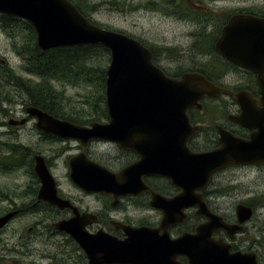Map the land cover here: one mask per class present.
<instances>
[{
	"label": "water",
	"instance_id": "water-1",
	"mask_svg": "<svg viewBox=\"0 0 264 264\" xmlns=\"http://www.w3.org/2000/svg\"><path fill=\"white\" fill-rule=\"evenodd\" d=\"M0 13L27 21L36 32V43L40 50L81 44H100L110 50L105 79L106 122H90L84 126L56 118L36 106L26 107V114L36 117L37 128L44 132L60 138H74L82 144L92 138L113 141L141 155L139 160L118 173L86 159L83 153L72 157L70 177L80 188L112 192L114 200H117L120 194L132 192L136 185L146 188L142 185V175L148 170L163 168L165 174L172 175L176 173L175 163L184 165V161L186 187L190 185V178L194 181L196 177L197 180L207 177L209 171L206 165H214L215 157H211L212 153L188 155L190 151L185 144L191 131L185 111L212 84L203 75L184 72L180 79L169 77L152 62V54L147 46L125 33L91 22L70 0H0ZM236 19L231 18L229 24L223 26L217 46L221 40L226 41L232 35L237 42H244L241 48L230 51H238L242 65L256 73L262 107L255 109L250 94L238 92V100L243 108H248L249 120L253 121V124L247 125L250 128L256 126L258 130L251 133L248 141L232 139L227 146L224 145L226 150L224 148L222 164L228 161H264V22L258 24L246 20L244 24V19ZM218 50L233 59L230 53L227 55L223 49ZM198 85L203 88H196ZM18 122L23 123L24 120ZM183 145L184 153L180 151ZM33 168L41 183L37 200H44L60 210L72 209V216L59 219L52 225L57 231L73 238L82 249L86 264H173L175 251L187 255L188 264H257L254 252L230 253L221 251L220 245L218 250V243L213 246L214 242L209 239L211 230L208 228L205 233L198 227L195 234H183L174 240L176 246L173 247L168 244L170 238L167 234L160 235L149 227L120 225L124 231L123 238L103 229L89 232L86 225L96 220L95 215L79 212L69 199L58 195L55 179L42 155L34 156ZM176 199H169L165 204L170 205ZM198 205L211 219L217 218L206 211L203 203L198 202ZM13 214L8 212L0 216V228ZM251 215L250 207L237 206L240 222ZM206 224H210V220ZM220 225L232 232L241 228L222 221Z\"/></svg>",
	"mask_w": 264,
	"mask_h": 264
},
{
	"label": "rangeland",
	"instance_id": "rangeland-1",
	"mask_svg": "<svg viewBox=\"0 0 264 264\" xmlns=\"http://www.w3.org/2000/svg\"><path fill=\"white\" fill-rule=\"evenodd\" d=\"M76 1H81L86 6L84 9L88 15L101 25L134 35L149 47H154L152 50L155 55V64L176 74L177 79L181 78L179 75L182 72H193L199 67L204 69L207 66L213 67L211 59L214 58L210 57L216 53L211 45L214 43L213 37L214 39L217 37L215 34L217 26L220 28V22L225 19L229 11L241 10L244 2V0H177L178 6L172 10L169 6L164 5V0ZM25 33L26 31L21 27L14 28L12 31H6L0 27V59H5L16 73L22 75H27L24 69L25 62L22 56L12 49V45L16 42L21 43L25 39ZM203 54L205 56H202ZM98 58L99 60L96 61H99L100 64L104 63L103 66H108L107 56L105 59L102 55ZM0 62L2 61L0 60ZM221 66L224 68V65ZM230 71H232L231 68ZM233 72L226 76L222 82L234 89L244 84L238 80V77L245 73ZM247 78L252 80L251 76H247ZM245 80L247 82L246 77ZM252 83L254 86L257 84L255 75ZM55 84L57 89L63 93V103L66 104L68 110L84 112L82 109H88V104L84 100L89 99V96L95 92L94 85L84 81L55 82ZM8 90L14 100H28L26 94L9 87L2 92V94H6L7 99H9L7 97L9 96ZM7 103L10 102L5 101L3 105L6 107ZM14 106L17 114H20L22 108L18 107L16 103ZM22 114L25 113L22 112ZM234 128L237 129V127ZM20 140L29 147L27 153L29 159L30 154L41 153L47 156L50 162L56 163V168H53L52 172L58 179L62 192L81 196L80 191L72 183L66 167L67 156L73 153L70 146L74 142L38 138L35 132L28 129L25 130V134ZM67 146H69L68 149H66ZM109 149L103 147L102 151L110 154L115 152L113 146ZM111 157L114 156H108L106 160H102L108 161ZM226 176L227 178L222 181L223 188L220 189L218 186L217 189L223 191L220 197L226 196L223 204L229 209V212L232 208L235 214V206L239 202L251 208L255 206L253 217L246 223L247 231L244 234H239L241 236L238 237L250 236V239L252 237L259 239L261 243L257 245L258 251L264 256V164L235 165ZM34 179V175L30 174L26 167L22 171H0V197L3 196V193H8L14 197L12 199L17 205L24 201L26 207L27 203L34 198V194L30 193V188L32 189L35 184ZM85 199L89 205H97L93 197L89 196ZM7 204L0 200V207ZM53 214L54 211L51 209L42 212L37 208H29L22 215L9 221L5 227L7 230L1 236L17 238L21 235L23 244H19L18 252H16L17 248L14 253L9 252V255L13 256L8 259V262L0 260V264H22V262L23 264H65L64 262L76 264L77 257L79 258V254L82 253L81 250L75 249L74 243L76 242L74 240L71 242L68 235L57 231L51 232L47 229L48 217ZM64 215L65 210L59 211V216L64 217ZM33 225L35 227L28 230ZM34 229L36 230L34 231ZM14 241L15 239L10 241V247L16 245L13 244ZM247 243L245 242V244ZM2 248L3 246L0 245V252ZM16 259H19V262H16Z\"/></svg>",
	"mask_w": 264,
	"mask_h": 264
},
{
	"label": "flooded vegetation",
	"instance_id": "flooded-vegetation-1",
	"mask_svg": "<svg viewBox=\"0 0 264 264\" xmlns=\"http://www.w3.org/2000/svg\"><path fill=\"white\" fill-rule=\"evenodd\" d=\"M241 7V10L229 11L227 15L231 16L234 14H242L264 18V0H244ZM228 20L229 18H226L221 21L220 28L217 26L215 32L217 37L215 39L213 37L212 39L214 40L213 47L215 50V44L221 34V28L228 22ZM152 48L154 47H150L152 54H154ZM216 57H218V60H216ZM210 58H214L211 59L213 67L207 66L205 69L199 67L194 69V71L197 70L203 74L212 75V77H225L232 74V72L229 71L230 62L225 60V58L223 59L219 54H215ZM0 60L3 61L2 59ZM214 62L215 64H213ZM221 65H224V68H222ZM246 75L249 76L248 74ZM247 76V82L243 89L251 94L252 99L255 100V107L259 110L261 103L259 99L260 93L258 84L254 86L252 80H249ZM241 81L244 80L241 79ZM212 82H214V85L210 86V91L202 94L198 102L189 106L186 110L192 131L188 134L185 144L188 150L192 153L207 152L220 148L221 139L224 138L223 136H227L228 134H232L240 138H248L249 134L257 129L256 127L251 129L248 125L244 124L245 122L248 123V120L250 119L248 109L242 108L240 102L235 99V91L233 87L225 83L223 84L220 81L217 82L213 79ZM5 96L6 94L0 93V171L14 172L22 171L25 168V149H29V147L20 139L24 136L26 129L31 132H35L38 138L74 142V144L70 146L73 153H70L66 160L68 175L70 171L71 158L80 153H83L86 159L93 161L100 166H104L108 170L115 173L120 172L123 168L141 158V155L136 150L124 148L117 142L92 138L82 144L80 141L75 139H62L50 133L40 131L36 126V117L22 114V112L25 113L26 107L29 106L27 102L23 100H14V98L9 100ZM5 101L10 102L7 103L6 107L3 105ZM15 103L18 107L22 108L20 114H17V110L14 106ZM236 115H240L241 120L244 122H241L242 125L234 121ZM20 120H24V122L19 123L18 121ZM107 120L108 118H103L98 122H104ZM89 124L90 122L84 125L88 126ZM234 127H237V129ZM110 145L113 146L115 152L112 154L104 153L102 148L106 147L109 149V147H111ZM68 148L69 146H67L66 149ZM180 151L183 153L185 152L184 145ZM36 154L41 153L30 154L29 159L32 163V169L29 170V172L30 174H33L35 178V184L32 188L34 198L31 199L25 207L24 201L17 205L12 199L14 197L10 196L8 193H3V196L0 197V200L8 203L7 205L0 207V216L8 212H14L9 221H12L18 215H22L26 209L37 208L40 210L41 204H45L49 208L55 207L44 200H37L40 180L35 174L33 168L34 156ZM108 156L114 157H111L108 161L102 160H106ZM43 157L46 167L55 179L58 194L61 197L69 199L71 204L78 208L79 212H89L95 215L96 220L86 226L89 232H95L98 229H103L111 235L123 238L124 231L120 225H129L133 227L155 228L154 230H157L158 234H167L170 238L175 239L183 233L195 232L196 227L206 221V217L204 215L196 214V206H187L182 208V212L185 216L181 221L178 219L179 206L181 202L185 200V161L183 162L184 165L182 163H175L176 173L172 175L165 174L163 168L148 170L142 175V180L146 188H141L143 186L136 185L132 192L120 194L117 197V200H114L115 198L112 192L86 191L80 188L72 180V183L80 191L81 196L71 193L65 194L61 191L59 181L52 172V169L56 168V163L50 162L48 157L45 155H43ZM233 166L235 165L230 162L219 166L217 170L210 174L206 182L197 184L196 189V194L200 195L209 210L212 213L221 216L223 221L227 223H236L237 219L232 208L229 212V209L224 206L223 201L226 196L220 197L223 191H218L217 187L219 186L220 189L223 188L222 181L227 178L226 174ZM170 173L171 172H169V174ZM192 187L193 184L189 186L190 193L193 192ZM89 196L94 198V201L97 203L96 206L89 205L86 202L85 198ZM17 197H20L21 199L23 198L21 196ZM173 198H177L174 203H171L170 205H168V203L165 204V202H168L169 199ZM64 210V217L59 216V218H69L72 216L73 212L71 208H65ZM48 219L49 224L47 225V229L52 232L54 230H52L53 228L51 225L57 219L53 220L51 217H48ZM8 222L0 228V245L3 246L0 252V260L3 262L5 260L8 262V259L12 258L13 255H9V252L14 253L15 248H17L16 252L19 251V244L22 243L23 239L21 235L17 238L12 236H1L7 230L5 227L8 225ZM34 227L35 225H33V227H29L28 230H31ZM243 229H245V226ZM35 230L36 229H34V231ZM238 236V234H234L233 237H229L223 229H217L212 232L213 238L231 243V250H249L251 248L257 249L259 241L254 240V242L251 243L249 236ZM12 239H15L13 244L16 245L10 247L9 243ZM245 241L246 243L248 241V243L245 244ZM175 261L179 264H186L187 258L178 254L175 257ZM16 262H19V259H16Z\"/></svg>",
	"mask_w": 264,
	"mask_h": 264
},
{
	"label": "trees",
	"instance_id": "trees-1",
	"mask_svg": "<svg viewBox=\"0 0 264 264\" xmlns=\"http://www.w3.org/2000/svg\"><path fill=\"white\" fill-rule=\"evenodd\" d=\"M79 11L85 15L90 21L100 26L99 22L93 20L86 10V6L81 1L71 0ZM164 5L169 6L172 10L177 8V0H164ZM0 27L6 31H12L18 27L26 31L25 39L19 43H13L12 49L20 54L24 59V69L27 75L16 73L12 67L4 60L0 62V93L6 88L17 89L28 96V105L36 106L49 114L70 120L77 124H86L90 121H99L107 118V108L105 104V78L106 65L100 64L99 56L110 61L109 50L99 44H84L71 45L65 47H55L47 50H40L36 45V34L33 27L26 21L9 15L0 14ZM105 27V26H103ZM211 48L215 50L213 44ZM216 54L217 51H214ZM202 56H205L203 54ZM155 62V55L152 57ZM163 70L171 75L165 68ZM97 80V81H96ZM88 82L94 85L95 92L89 96V99L84 101L88 104V109L81 112L79 110H68L64 104V96L57 89L55 82ZM10 99L12 95L8 90ZM29 149H25V167L28 170L32 169V163L29 160L27 153ZM30 193L33 194L30 188ZM46 209H51L54 214L51 216L53 220L59 218V211L55 207L49 208L45 204H41L40 210L45 212ZM68 239L72 241L70 237ZM75 249L80 248L74 243ZM65 260V259H64ZM76 264H85L83 253L77 257ZM66 261V260H65ZM65 264H72L64 262Z\"/></svg>",
	"mask_w": 264,
	"mask_h": 264
},
{
	"label": "bare ground",
	"instance_id": "bare-ground-1",
	"mask_svg": "<svg viewBox=\"0 0 264 264\" xmlns=\"http://www.w3.org/2000/svg\"><path fill=\"white\" fill-rule=\"evenodd\" d=\"M236 38H237V36H236ZM236 43H238V44H236ZM241 43H244V42H243V41L240 42L239 40H238V42H237V41L234 39V36L232 35L231 38L227 37V38H226V41L221 40V44L218 45L220 48H218L217 43L215 44V47H216V51H217V53L220 54L221 52H220L218 49H223V50H224V49H226V50L234 49V50H236V49H239V48L242 47V46H241ZM105 141H107V140H105ZM142 185H144L143 181H142ZM139 186H140V185H139Z\"/></svg>",
	"mask_w": 264,
	"mask_h": 264
}]
</instances>
